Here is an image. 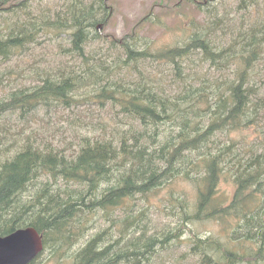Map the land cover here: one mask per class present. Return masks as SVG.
Masks as SVG:
<instances>
[{"label": "trees", "instance_id": "1", "mask_svg": "<svg viewBox=\"0 0 264 264\" xmlns=\"http://www.w3.org/2000/svg\"><path fill=\"white\" fill-rule=\"evenodd\" d=\"M181 1L208 13L211 27H199L193 19L185 40L153 50L136 25L121 37L101 35L95 26L110 19L107 0H63L48 16L35 14L32 0H0L3 63L34 43L40 32L64 33L69 40L60 46L68 61L30 71L36 83L0 99V118L77 103L82 99L77 89L89 86V98L111 101L130 120L104 136H81L74 155L30 134H10L0 124V235L25 227L37 230L43 251L30 264L46 251L60 264H158L157 253L176 243H185L184 256L199 264H264V142L241 149L230 136L247 129L261 132L256 125L264 112V83L257 84L261 74L255 68L264 59V19L240 26L220 45L210 34L223 25V17L209 6L212 0L176 5ZM254 1L240 0L239 9ZM100 37L121 51L114 59L117 72L106 55L87 49ZM193 56L221 71L216 77L191 71ZM74 58L80 63L72 66ZM149 58L172 66L175 94L140 69ZM232 63L236 68L223 70ZM127 68L136 71L134 78L120 76ZM177 180L191 182L193 200L170 193L171 213L180 222L153 224L144 201ZM222 181L230 190L219 191ZM97 214L108 226L96 228L67 256L95 227L88 220ZM209 220L220 223L224 233L203 235L188 228ZM186 230L192 235L183 237Z\"/></svg>", "mask_w": 264, "mask_h": 264}, {"label": "rangeland", "instance_id": "2", "mask_svg": "<svg viewBox=\"0 0 264 264\" xmlns=\"http://www.w3.org/2000/svg\"><path fill=\"white\" fill-rule=\"evenodd\" d=\"M33 11L37 15L40 13L47 16L54 9L62 6L63 0H32ZM180 0H107L108 5L111 7V15L108 23L100 29L101 35L112 34L117 37L124 36L129 33L133 27L138 26L141 37L148 40L151 44V49L165 48L180 43L187 38V27L193 19L199 23L202 28L211 27L209 24L210 17L208 13L195 10V6L185 1H181V5H176ZM204 1V0H203ZM240 0H212L209 6H213L215 11L223 17V25L216 32L210 30L212 39L217 43H226L240 26H250L256 20L258 22L264 19V0H255L246 8L239 9ZM43 11V12H41ZM148 19H144L149 15ZM8 14L4 18H8ZM12 18V16H11ZM13 19V18H12ZM1 19L0 23H3ZM102 28V27H101ZM194 30V29H193ZM68 36L64 33L54 34L52 32H40L37 35L36 41L29 44L20 53H15L9 60L4 63L0 61V99L6 98L11 90H17L22 86H31L36 83V75H32L30 71L40 70L43 67H56L66 61L67 57L60 53V46H68ZM89 51H99L106 55L105 57L112 64L110 68L119 67L116 65L118 62L114 61L117 56L121 55L118 48H110L107 39L100 37L95 38L92 43L88 44ZM198 56H193L192 61L189 63L191 71L200 73H207L210 77H216L221 70H214L208 64H202ZM72 66L80 63V60L73 59ZM116 62V63H115ZM140 69L148 77L155 79L156 83L161 85L167 93H174L178 90V82L175 81L172 66L166 63H159L153 61L151 58L142 60ZM236 68V63L227 66V69L232 70ZM256 71L261 75L257 76V84L263 85L264 83V59H261L256 65ZM6 73H3L5 72ZM112 72V73H114ZM136 71L124 69L119 74L125 78H134ZM92 88L89 86L80 87L77 89V96L80 101L70 105H52V106H39L28 115H17V113L3 114L0 118V124L6 125L10 129V134H30L37 142L46 144L51 143L57 149H64L65 154L74 155L78 150L79 139L81 136H104L116 128L117 126H124L130 123L129 119L119 111V106L113 104L111 101H105L103 104L99 100L93 99L89 96L93 94ZM80 92V93H79ZM89 95V96H88ZM4 126H2L3 128ZM256 129L261 131L257 133L255 130L247 129L245 131L233 132L231 137H234L240 143L241 149H256L263 145L264 142V112L260 116V121L256 125ZM3 136V132L0 131ZM241 136L246 139L241 141ZM9 137V136H8ZM227 141L228 139L224 136ZM242 153L245 151H241ZM226 184L222 181L219 191H227ZM194 188L191 182L177 180L174 183L167 184L158 189L156 193H152L149 198L144 201L139 200L138 203L148 207L147 215L153 224L168 227H174L180 222L176 215L171 213L173 206H171L169 199L170 193L175 197L185 196L189 201L194 198ZM118 210L116 215H119ZM104 216L91 215L89 216V223L95 226L90 229L88 234L83 235L72 249L67 252L68 255H73L76 247L80 248L90 238V235L97 229L108 226V220ZM110 224V223H109ZM221 224L214 221L194 222L189 224L188 228L193 232L199 234H214L219 236L221 231ZM187 228V227H186ZM192 235L186 230L183 237ZM221 239V238H220ZM187 251L185 243H176L168 250L157 253L158 264H199L196 260L191 259L189 256H184ZM69 259V258H66ZM69 262L65 261L64 264ZM36 264H60L56 259L51 256L50 252L46 251L38 259Z\"/></svg>", "mask_w": 264, "mask_h": 264}, {"label": "water", "instance_id": "3", "mask_svg": "<svg viewBox=\"0 0 264 264\" xmlns=\"http://www.w3.org/2000/svg\"><path fill=\"white\" fill-rule=\"evenodd\" d=\"M41 242V236L32 227L0 236V264H28L39 251Z\"/></svg>", "mask_w": 264, "mask_h": 264}, {"label": "bare ground", "instance_id": "4", "mask_svg": "<svg viewBox=\"0 0 264 264\" xmlns=\"http://www.w3.org/2000/svg\"><path fill=\"white\" fill-rule=\"evenodd\" d=\"M80 93V92H79ZM77 94V93H76ZM76 245V244H75ZM43 243L41 242V245L39 246V251L36 253V254H34L33 256V258L31 259V261H29V263L28 264H30L34 259H36L41 253H42V251H43ZM71 249V248H70ZM72 252H74L73 250H72Z\"/></svg>", "mask_w": 264, "mask_h": 264}]
</instances>
